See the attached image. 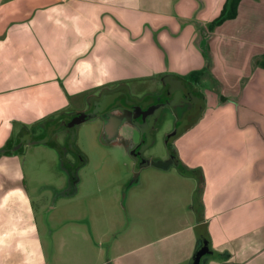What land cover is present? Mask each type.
<instances>
[{"label": "crops", "instance_id": "crops-1", "mask_svg": "<svg viewBox=\"0 0 264 264\" xmlns=\"http://www.w3.org/2000/svg\"><path fill=\"white\" fill-rule=\"evenodd\" d=\"M225 1L0 0V264H193L201 253V264H264V71L248 65L237 79L224 72L234 36L249 60L264 54V19L254 11L261 0H242L236 18L209 31ZM197 31L212 36L211 68L224 88L206 96L204 112L178 139L192 171L143 167L128 188L127 220L121 212L109 220L107 252L93 239L108 235L107 213H91L87 200L76 217L52 204L45 216L56 223L46 228L25 185L22 155L32 144L18 146L27 130L86 92L164 72L171 57L184 71L206 69L201 45H192ZM161 41L173 44L168 53ZM71 191L64 190L73 202ZM74 219L87 243L65 259L53 241Z\"/></svg>", "mask_w": 264, "mask_h": 264}, {"label": "rangeland", "instance_id": "rangeland-1", "mask_svg": "<svg viewBox=\"0 0 264 264\" xmlns=\"http://www.w3.org/2000/svg\"><path fill=\"white\" fill-rule=\"evenodd\" d=\"M260 2V9H256L254 11L256 12V15H261V19H264V0H261ZM245 19L246 15H243V17L240 19V23ZM240 23H236V25H233L235 24L233 23L231 25L233 28V33H238L236 28L239 27ZM182 32L183 30L175 35L178 37L182 35V41L180 42L181 46L184 39ZM197 34L198 38L195 42H192V45H201L208 63L206 68L207 70L204 72V74L202 73L204 78H201L198 84H196L198 88L195 93L199 95L203 94L209 97L212 91L217 92L224 87L222 84H218V80L221 81V79H216L217 76L213 70L214 68H211V66L214 65V58H212L209 53V51L212 52L210 49L212 46V41L210 40L212 36L209 39L205 37L204 32L197 31ZM216 42L219 41L216 40ZM230 42L236 46L233 48V56H230V53V57H225V59L230 62H226L225 64L226 69H224V72L227 73L226 76L237 79V74L244 71L245 68H248V65H252L253 70L255 68L256 70L259 69V72L264 71V68L256 65L255 59L249 60L247 55L249 50L242 47L241 43L243 42L240 41V38H236L234 36V39H232ZM161 44L164 47L166 53L169 52L168 45L169 47H173V44L170 41H161ZM184 69L185 65L182 66L179 61H176L174 57H171L165 71H162L161 73L158 72L155 75L163 76L162 79L167 80L169 85L173 86L175 79H179L180 82L183 81V83L186 81L192 83V81H190L191 72H202V69H196L188 72L184 71ZM219 70H221V68H219ZM132 82L133 81H129V84L133 85L134 83ZM148 82L149 84L134 85L138 90L140 87L141 89L148 88V85H150L151 88L157 89L158 91H161V87H164L163 82L160 80L158 83L156 80L155 84L151 80ZM229 86L231 89H233L235 84H229ZM168 92L169 91H167V93ZM134 93L136 94V92ZM83 97L84 96H80L79 101H81V98ZM52 117L53 118L51 120L57 118V116ZM172 122V114L170 112L164 114L162 125H160V130L153 134V139L151 143H149L148 149L145 153L149 159L153 158L154 161H157L168 156V148L165 144V137L167 132H169L172 127ZM76 132L75 147L81 151V154L84 156L87 162L78 171V178L77 182L75 183L78 190L74 192L76 194L72 197H68L75 198L74 201L72 202L70 199H67L64 192L65 189L70 191L72 188L71 184L69 183V175L72 172H69V169L66 170L58 151L48 144L35 143L31 146H27L26 150H24L22 155V167L25 174V185L34 198L36 209L43 215L41 219L43 220V224L46 228H49V224L52 222V216L50 214L48 218V216H45V213L47 212L46 210L49 212L52 204H60L63 202L62 207L57 209V211H64L67 207H71L72 210L70 211L69 215L75 217L77 216L78 210L80 212L78 215L82 216L83 205L85 202L84 200L89 202L91 213L95 211L97 214L100 210L105 209L104 211L107 213V216L104 218V220L107 221H104L103 219L101 221L106 222L107 224L101 223V226L108 235H100L97 233L93 239L97 241L98 238V243H100L107 252L111 245V240L115 235L111 234V225L108 224L109 220L114 215H118V212H121L122 214H124V212L126 213V206L128 205V199L126 200V195L128 188L132 183L138 180L137 178H142L143 175L140 170L145 166L141 164H135L137 159L134 157L132 151L135 145L139 142V131L136 130L133 133V131L128 129L127 126L121 129L120 135L124 137V139H127L125 143L126 145L120 143H111L110 138L106 136L102 130V122L100 120L84 122L78 127ZM61 137L62 135H60V138ZM176 164L178 165V162ZM179 168L181 172L192 171L186 168L184 165L180 166ZM120 184L121 186L118 187ZM60 188H62V190L59 194L58 190ZM64 200L70 201L67 202ZM122 210L124 212H122ZM123 217L127 220L126 214H124ZM62 221L63 220H61L58 224L57 229L63 227L65 220L63 222ZM85 221L88 222L87 220ZM55 223L56 222H52L51 226ZM75 223H82V220H77L75 222L74 219V225H72L73 223L65 224L64 228L59 230L60 234H58L53 241V244H55L56 248L60 249L59 254L62 258L65 257V259L71 256V248L73 249L75 244L80 245L82 243H87L83 239L81 229L83 227ZM75 230H78L79 232H75ZM119 232H122L120 238L126 234L123 226L120 228ZM46 238L48 242H50V239L47 235ZM71 259H73V254ZM91 262V264H100L101 259L92 258ZM70 263L72 264L73 262L71 261ZM74 264L76 263L74 262Z\"/></svg>", "mask_w": 264, "mask_h": 264}, {"label": "flooded vegetation", "instance_id": "flooded-vegetation-1", "mask_svg": "<svg viewBox=\"0 0 264 264\" xmlns=\"http://www.w3.org/2000/svg\"><path fill=\"white\" fill-rule=\"evenodd\" d=\"M206 70L202 69L203 72ZM162 77L161 75H154L148 80L132 82L134 84H149L148 81L151 80L155 84L156 80L157 83L160 80L164 84L161 91L151 88L150 85L148 88L141 89L140 87L138 90L134 84L131 85L129 82L122 81L91 90L81 98V101H79L80 97H77L68 109L60 110L53 115L57 118L51 120L53 118L51 116L48 119L49 122L46 120L40 123L39 130H27L24 135L26 142L22 146H18L19 151H23V146L26 147L27 144L44 143L51 145L58 151L66 170L69 169V172H72L69 175L72 193L77 186L75 183L77 182L78 171L87 162L81 151L75 147L76 131L81 124L100 120L102 130L113 144L126 145L127 139L120 135L121 129L125 126L133 133L136 130L139 131V142L132 150L137 159L135 164L149 166L151 165L149 162L154 160L145 155L148 145L153 139V134L160 130L164 114L170 112L173 122L165 137L168 156L160 159V161L169 163L170 166H176L180 170L179 167L183 166V163L180 160L178 139L204 112L206 96L195 93L198 88L196 84L202 76L199 80L190 76V81L193 84L188 81L183 83V81L180 82L179 79H175L174 84L172 83L173 86L169 85L168 81ZM167 91L169 92L167 93ZM60 135H62L61 138ZM12 148L18 149L15 146Z\"/></svg>", "mask_w": 264, "mask_h": 264}, {"label": "trees", "instance_id": "trees-1", "mask_svg": "<svg viewBox=\"0 0 264 264\" xmlns=\"http://www.w3.org/2000/svg\"><path fill=\"white\" fill-rule=\"evenodd\" d=\"M242 0H226L224 3L223 8L221 9V12L216 16L213 20H211L208 23V29L209 31H214L216 27L223 24L226 20L234 19L238 15V7ZM256 65L260 66L261 68H264V54H262L259 57L255 58ZM203 71L198 72H192L191 77H194L195 79L199 80L202 76ZM49 122V120H47ZM9 145V144H8ZM1 154V151H0ZM193 264H195V259Z\"/></svg>", "mask_w": 264, "mask_h": 264}, {"label": "water", "instance_id": "water-1", "mask_svg": "<svg viewBox=\"0 0 264 264\" xmlns=\"http://www.w3.org/2000/svg\"><path fill=\"white\" fill-rule=\"evenodd\" d=\"M149 164H151V165H153V166H155V167H158V168H164V169H166V168H168L169 166H170V164L168 163H164V162H162V161H152V162H149ZM201 255H202V253L195 259V264H201Z\"/></svg>", "mask_w": 264, "mask_h": 264}]
</instances>
